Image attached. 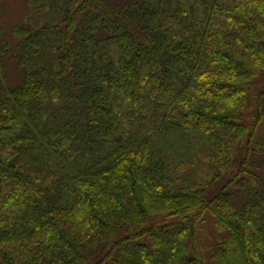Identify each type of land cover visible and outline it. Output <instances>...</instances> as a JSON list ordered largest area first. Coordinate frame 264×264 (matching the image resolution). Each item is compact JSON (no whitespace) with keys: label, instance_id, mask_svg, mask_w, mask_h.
<instances>
[{"label":"trees","instance_id":"obj_1","mask_svg":"<svg viewBox=\"0 0 264 264\" xmlns=\"http://www.w3.org/2000/svg\"><path fill=\"white\" fill-rule=\"evenodd\" d=\"M12 32L0 264H264V0L56 1Z\"/></svg>","mask_w":264,"mask_h":264},{"label":"rangeland","instance_id":"obj_2","mask_svg":"<svg viewBox=\"0 0 264 264\" xmlns=\"http://www.w3.org/2000/svg\"><path fill=\"white\" fill-rule=\"evenodd\" d=\"M64 2V0H0V31L3 37L11 41L10 53L0 62V86L6 84L18 83L22 77V71L19 69L17 59L15 57L18 52L16 41L20 38L19 35L13 34V26L23 24L26 15L29 12H35L53 2ZM37 23L42 24L40 21ZM5 80V81H3ZM205 230V242H212L215 239L216 232L212 225L207 224Z\"/></svg>","mask_w":264,"mask_h":264}]
</instances>
